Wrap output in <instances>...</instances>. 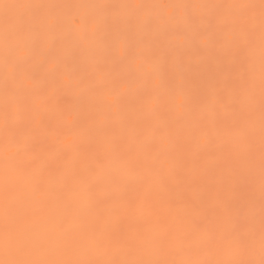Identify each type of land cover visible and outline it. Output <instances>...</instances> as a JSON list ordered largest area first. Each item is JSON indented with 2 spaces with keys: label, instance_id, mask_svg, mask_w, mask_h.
<instances>
[{
  "label": "snow or ice",
  "instance_id": "1",
  "mask_svg": "<svg viewBox=\"0 0 264 264\" xmlns=\"http://www.w3.org/2000/svg\"><path fill=\"white\" fill-rule=\"evenodd\" d=\"M74 7L81 6L0 0V63L6 70L0 105V264H264V0L154 5L163 20L182 10L197 22L193 35L200 42L218 41L228 54L225 75L201 86L197 95L174 81L161 94L159 72H145L138 110L156 122L121 118L128 131L120 136L113 133V112L121 104L114 88L98 93L99 109L84 124L80 113L60 107L53 94L42 88L38 102L29 100L31 90L17 83L27 78L22 62L42 35L49 37L51 51L58 39L75 34L85 40L83 25L89 22L95 30V18H81L76 29V17L54 11ZM200 9L207 12L197 16ZM137 20L130 16L128 23ZM57 31L59 37L52 35ZM113 55H131L134 61L139 53L126 49ZM57 68L53 57L51 70ZM72 82V74L63 72L54 85L68 88ZM90 87L85 83L81 94ZM186 110L194 120L177 129L181 139L173 143L168 129ZM152 141H159L154 153L147 151ZM216 152L226 153L218 178L193 199L185 157L203 154L217 165ZM257 182L258 201L251 193L238 194Z\"/></svg>",
  "mask_w": 264,
  "mask_h": 264
},
{
  "label": "bare ground",
  "instance_id": "2",
  "mask_svg": "<svg viewBox=\"0 0 264 264\" xmlns=\"http://www.w3.org/2000/svg\"><path fill=\"white\" fill-rule=\"evenodd\" d=\"M257 1L254 0L256 3ZM5 2L80 5L81 7L54 10L58 15L76 17L74 20L76 29L82 27L81 18H95L94 31L91 22L83 25L88 33L83 41L77 39L74 34L66 39H58L57 44L50 51L49 37L42 35L36 48L31 50L22 62L21 75L27 78L23 80L18 78L17 83H22L31 90L28 95L29 100L38 102L42 88L44 92L53 94L60 107L71 106L80 113L84 124H87L99 109L98 93L105 88H114L121 94V104L113 112V119L116 121L113 125V133L120 136L128 131V127L121 125V118L127 117L131 120L141 116L146 117L149 123L156 122L155 117H149L146 112L138 110L140 94L147 86L145 72H152L154 76L159 72L161 94L166 92L169 82L174 81L182 85L190 94L197 95L201 86L215 84L225 75L224 65L228 61V54L218 41L210 39L207 43L200 42L193 35L199 30L197 22L187 20L182 10L178 11L171 20H163L160 18V10L154 5L239 3L247 0H5ZM105 4H141L144 7L139 10L128 7L110 9L91 7ZM206 12V9H200L196 11V15ZM130 16L138 17L132 25L128 23ZM2 18L3 10L0 9V21ZM25 19H28L27 14ZM52 35L59 37L60 34L57 31ZM126 49L130 53H139L134 61L131 55L123 59L113 55V52L120 53ZM258 51L257 40V55ZM148 54L152 55L148 56ZM146 56L148 61L137 71L136 65L144 61ZM53 57L58 64L56 72L51 70ZM5 71L3 64L0 63V105L5 99ZM63 72L72 74V86L57 88L54 81ZM85 83L92 87L81 94ZM7 91L9 95L14 92L11 82ZM193 120L194 114L190 110H186L185 115L175 119L168 129L170 141L178 143L181 138L177 135V129L187 127ZM48 121L50 124L54 123V113H49ZM139 131L144 135L147 134L142 129ZM158 147L159 141H152L147 151L154 153ZM216 155L220 161L217 165L207 163L203 154L195 159L191 155H186L184 173L189 180L188 191L191 197L192 187H197L202 180L199 176L206 174V166L209 173L213 171L208 180L218 178L226 153L216 152ZM160 210L166 211V205L162 203ZM127 227L131 231L134 225Z\"/></svg>",
  "mask_w": 264,
  "mask_h": 264
},
{
  "label": "rangeland",
  "instance_id": "3",
  "mask_svg": "<svg viewBox=\"0 0 264 264\" xmlns=\"http://www.w3.org/2000/svg\"><path fill=\"white\" fill-rule=\"evenodd\" d=\"M257 3H258V1H257ZM220 153V152H219ZM221 154H222V152H221ZM212 173H213V171H211L210 173L209 172H207L206 174H202V175H200L199 177L203 180H200V182L197 184V187H192L193 189H192V191H193V196H192V198L193 199H195V198H197L198 196H199V193H200V191H201V189H202V187L209 181L208 180V178L209 177H211V175H212ZM210 175V176H207V175ZM196 175V174H195ZM207 176V177H206ZM203 178H205V179H203ZM205 180H207V181H205ZM259 189H258V184H257V186L254 188V189H249V188H247V187H244V186H242V188H241V192H239L238 194L241 196V197H244V196H247V195H249V193H251V194H253L254 195V197L255 198H258V196H259V191H258ZM258 191V192H257ZM257 192V193H256ZM255 193H256V195H255ZM244 195V196H243ZM257 196V197H256ZM259 199V198H258ZM258 199H257V201H258Z\"/></svg>",
  "mask_w": 264,
  "mask_h": 264
}]
</instances>
